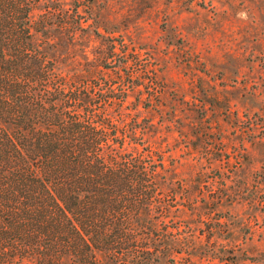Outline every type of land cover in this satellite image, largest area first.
I'll return each instance as SVG.
<instances>
[{
	"label": "rangeland",
	"instance_id": "rangeland-1",
	"mask_svg": "<svg viewBox=\"0 0 264 264\" xmlns=\"http://www.w3.org/2000/svg\"><path fill=\"white\" fill-rule=\"evenodd\" d=\"M59 6L87 29L52 33L54 59L123 91L122 133L166 151L184 225L167 264H264V0Z\"/></svg>",
	"mask_w": 264,
	"mask_h": 264
},
{
	"label": "trees",
	"instance_id": "trees-1",
	"mask_svg": "<svg viewBox=\"0 0 264 264\" xmlns=\"http://www.w3.org/2000/svg\"><path fill=\"white\" fill-rule=\"evenodd\" d=\"M75 14L0 0V264L170 263L171 163L135 121L122 133L123 91L54 59L52 33L87 29Z\"/></svg>",
	"mask_w": 264,
	"mask_h": 264
}]
</instances>
